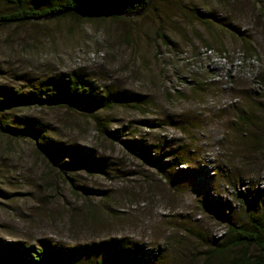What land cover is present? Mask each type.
Listing matches in <instances>:
<instances>
[{
    "label": "rangeland",
    "instance_id": "obj_1",
    "mask_svg": "<svg viewBox=\"0 0 264 264\" xmlns=\"http://www.w3.org/2000/svg\"><path fill=\"white\" fill-rule=\"evenodd\" d=\"M11 10L0 0L1 14ZM224 51L256 62L227 77ZM71 76L114 106L90 114L35 101L0 122L80 146L97 165L49 159L0 131V251L47 244L68 251L55 264H216L206 247L249 208L264 212V0H152L126 16L0 23V99H33Z\"/></svg>",
    "mask_w": 264,
    "mask_h": 264
},
{
    "label": "trees",
    "instance_id": "obj_2",
    "mask_svg": "<svg viewBox=\"0 0 264 264\" xmlns=\"http://www.w3.org/2000/svg\"><path fill=\"white\" fill-rule=\"evenodd\" d=\"M7 2L12 10L7 14L0 13V23L34 21L48 17L92 20L101 13L111 14L112 17L126 16L144 12L152 0H7ZM223 53L226 54L225 51ZM240 53L245 65H249L250 60H256L255 57H249L242 51ZM254 74L257 87L263 88L260 78L257 77L258 74ZM94 88L93 82L83 76L55 77L49 81L47 86L40 88V95H35L33 99L30 95L23 93L2 97L0 111L3 112L17 106L29 107L35 101L47 107H78L90 114L112 108L114 106L113 97L107 93L95 95ZM252 120L254 123V117L250 115L241 117L245 125ZM95 122L102 126L98 123L100 121ZM0 131L18 139H33L41 153L49 159L63 160L68 155L71 158L69 164L79 169L94 168L97 165L94 156L85 152V149L80 146L71 144L55 148L48 143L41 142L40 139L44 137L38 133L37 129L17 128L0 122ZM109 133L116 141L120 139L114 131ZM133 145L129 147L132 148ZM140 150H143V153L139 154L148 160L149 154L147 152L145 154L147 148L144 146ZM173 159H177V155L172 154L164 165L170 166L174 162ZM160 160H163L162 156ZM27 250L21 247L6 246L0 251V260L1 262L6 261L7 264H19L22 260L24 264H55L59 256L68 253V251L47 244H40L29 249L30 255L25 254ZM145 255L148 253H140L138 258H145ZM203 255L205 262L216 260V264H264V212L257 214L253 208H249L245 224H229L224 239L212 246H207Z\"/></svg>",
    "mask_w": 264,
    "mask_h": 264
},
{
    "label": "built area",
    "instance_id": "obj_3",
    "mask_svg": "<svg viewBox=\"0 0 264 264\" xmlns=\"http://www.w3.org/2000/svg\"><path fill=\"white\" fill-rule=\"evenodd\" d=\"M208 53H211V50H208ZM219 56L220 57L217 58L219 61V64L218 63L217 64L220 66V68L222 67L224 68V75L227 77L233 76L238 72L240 73L243 70L247 71V69L251 67L250 65L253 66V63L256 62L254 60H250L249 65H245L243 63L241 53H238V55L235 56V58L232 61L229 60L228 56H226V54L224 53L222 54V56L221 55Z\"/></svg>",
    "mask_w": 264,
    "mask_h": 264
}]
</instances>
